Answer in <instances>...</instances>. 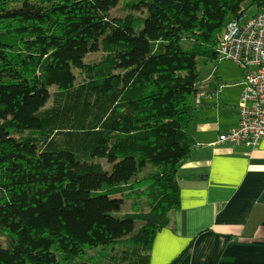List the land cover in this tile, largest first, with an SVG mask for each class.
Segmentation results:
<instances>
[{
  "label": "trees",
  "instance_id": "trees-1",
  "mask_svg": "<svg viewBox=\"0 0 264 264\" xmlns=\"http://www.w3.org/2000/svg\"><path fill=\"white\" fill-rule=\"evenodd\" d=\"M245 1L0 0V264H149Z\"/></svg>",
  "mask_w": 264,
  "mask_h": 264
},
{
  "label": "crops",
  "instance_id": "crops-1",
  "mask_svg": "<svg viewBox=\"0 0 264 264\" xmlns=\"http://www.w3.org/2000/svg\"><path fill=\"white\" fill-rule=\"evenodd\" d=\"M228 62L230 83L219 86L217 71L199 82L193 146L176 174L179 206L156 233L149 264H264V138L254 148L217 142L239 121L243 74Z\"/></svg>",
  "mask_w": 264,
  "mask_h": 264
},
{
  "label": "built area",
  "instance_id": "built-area-1",
  "mask_svg": "<svg viewBox=\"0 0 264 264\" xmlns=\"http://www.w3.org/2000/svg\"><path fill=\"white\" fill-rule=\"evenodd\" d=\"M217 56L242 70L238 124L219 133L217 142L254 148L264 138V11L227 23Z\"/></svg>",
  "mask_w": 264,
  "mask_h": 264
},
{
  "label": "rangeland",
  "instance_id": "rangeland-1",
  "mask_svg": "<svg viewBox=\"0 0 264 264\" xmlns=\"http://www.w3.org/2000/svg\"><path fill=\"white\" fill-rule=\"evenodd\" d=\"M129 0H121V2L117 5L116 8L112 9L110 12L111 14H117V15H124L128 12L130 13H140L143 12L144 9L137 11L133 8H130L128 6ZM243 7L246 8L243 17L241 18L240 21H244L246 19H248L250 16H252V14H254L255 12V8L253 6H249L248 2H244ZM248 7V8H247ZM100 57V52L99 53H93L90 54L87 57V60H97ZM231 60H226L224 58H217L214 60H208L207 63H203L202 61L199 62V74H200V78L201 80H205V77L208 75H213L216 71V74L220 77V80L218 83L219 86L224 85L227 81L230 80L229 78L231 76H233L234 74V70H236V66L232 63V62H228ZM102 166H103V161L101 162ZM106 168H110V165L106 163ZM125 210L126 207L124 206L121 209V212H126ZM11 242V236L9 233H4V234H0V243L2 244V246H8Z\"/></svg>",
  "mask_w": 264,
  "mask_h": 264
}]
</instances>
